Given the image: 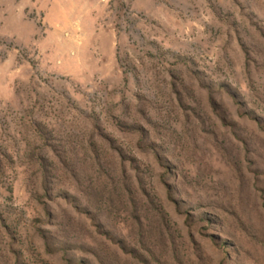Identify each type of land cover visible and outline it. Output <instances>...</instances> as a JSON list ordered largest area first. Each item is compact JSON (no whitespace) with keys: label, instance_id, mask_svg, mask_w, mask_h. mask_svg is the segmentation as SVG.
<instances>
[{"label":"rangeland","instance_id":"374dc122","mask_svg":"<svg viewBox=\"0 0 264 264\" xmlns=\"http://www.w3.org/2000/svg\"><path fill=\"white\" fill-rule=\"evenodd\" d=\"M0 264H264V0H0Z\"/></svg>","mask_w":264,"mask_h":264},{"label":"trees","instance_id":"16d2710c","mask_svg":"<svg viewBox=\"0 0 264 264\" xmlns=\"http://www.w3.org/2000/svg\"><path fill=\"white\" fill-rule=\"evenodd\" d=\"M134 207V204L132 205ZM135 208V207H134ZM160 220H162V217H160Z\"/></svg>","mask_w":264,"mask_h":264}]
</instances>
